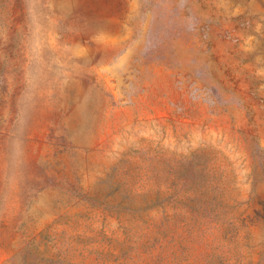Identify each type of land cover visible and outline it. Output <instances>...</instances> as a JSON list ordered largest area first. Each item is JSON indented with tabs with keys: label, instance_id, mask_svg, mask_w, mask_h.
Wrapping results in <instances>:
<instances>
[{
	"label": "rangeland",
	"instance_id": "1",
	"mask_svg": "<svg viewBox=\"0 0 264 264\" xmlns=\"http://www.w3.org/2000/svg\"><path fill=\"white\" fill-rule=\"evenodd\" d=\"M0 264H264V0H0Z\"/></svg>",
	"mask_w": 264,
	"mask_h": 264
}]
</instances>
